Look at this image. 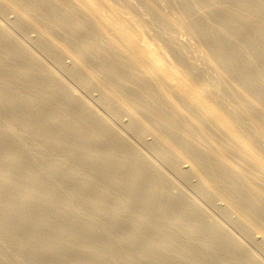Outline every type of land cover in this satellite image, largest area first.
I'll list each match as a JSON object with an SVG mask.
<instances>
[{"label": "bare ground", "instance_id": "bare-ground-1", "mask_svg": "<svg viewBox=\"0 0 264 264\" xmlns=\"http://www.w3.org/2000/svg\"><path fill=\"white\" fill-rule=\"evenodd\" d=\"M132 1L143 7L142 15L149 17L150 25L157 29L187 31L189 38L201 47L196 52L194 47L199 45L192 44V52L200 51L197 59L212 69L214 80L195 79L197 66L195 62L188 64L183 52L174 47L173 35L166 38L162 49L174 58L168 63L176 65L167 64L164 57L157 55L152 45L155 38L151 42L142 37L141 50H133L134 44L129 46L132 41L128 45V38L123 37L130 28L123 15L139 13ZM112 2L109 5L105 0H0V12L12 13L13 25L22 33L34 32L39 50L58 66L64 67L68 58L70 76L87 89L104 92L105 102L112 105L110 115L118 119L126 115L127 129L139 139L152 137V141L147 140L152 154L170 165L175 175L187 182L196 180L204 200H224L226 210L237 216L244 231L256 228L264 236V0ZM138 28L143 32L145 27ZM7 30L0 24V209L7 211L0 215L1 236H8L10 245L21 243L15 237L23 231L21 241L28 244V250L22 255L31 264H40L51 253L58 264L69 256L87 257L84 264L217 261L213 248H219L216 241L222 231L209 227L207 234L199 232L193 238L200 225L188 228L186 220H195L201 213L190 204L186 207L183 198L185 205L177 202L182 205H177L176 212L172 207L176 202L174 196L183 192L174 195V188L164 180L167 175L162 177L160 168L154 167L157 164L148 162L149 157H144L122 133L118 135L106 126L104 116L94 113L90 105L80 100L82 97L71 95L52 69L43 66ZM193 56L191 60L196 58L195 53ZM162 70H168L170 79L176 82L160 79ZM180 76H187L190 82ZM190 83L194 92L188 88ZM186 89L193 94L186 93ZM211 93L226 100L228 110L205 102ZM180 162L188 163L189 168L181 169ZM55 177L60 182H52ZM61 196L75 200L89 197L82 205L98 213L102 222L82 220L80 212L63 218L61 207L53 212L42 210L41 204ZM36 197L43 198L39 206L26 201ZM159 197H166L167 203L158 202ZM170 207L172 216L167 219L164 214ZM12 213L17 214L13 223ZM119 218L132 220L133 228L144 234L142 237L149 236L138 251L125 253L121 246L119 250L117 245L123 241L114 240L112 231L118 229ZM185 221L188 227L183 226ZM152 222L160 227L154 229ZM47 230L54 232L55 237L44 236L42 231ZM171 231L177 232L174 238L168 237ZM225 239L220 243L223 252L235 248L236 240ZM176 242H183L178 250L174 249ZM222 251L218 252L222 255ZM5 253L0 246L1 264H11L9 253ZM230 256L221 263L251 262L246 257L247 261Z\"/></svg>", "mask_w": 264, "mask_h": 264}, {"label": "rangeland", "instance_id": "rangeland-1", "mask_svg": "<svg viewBox=\"0 0 264 264\" xmlns=\"http://www.w3.org/2000/svg\"><path fill=\"white\" fill-rule=\"evenodd\" d=\"M105 3L106 4H109V5H112L113 4V2H112V0H105ZM132 4L135 6V8L139 11V13L137 14V15H132V14H130V16H128L129 14H126V15H123V17H124V19L127 21V19H128V21L130 22H128L129 23V27L130 28H128L129 29V31H128V29L124 32V35H123V37H124V39L125 40H127L126 38H128V40H127V42L129 41V42H131L132 41V43H130V45H129V42H128V45L129 46H133V44H134V46H133V50H137L138 52L141 50L140 49V47L142 46V43L141 42H143L142 40L144 39H142V37H145V38H147V39H149V40H151V42L154 40V38H155V41H153L152 42V45H153V47L156 49V51H157V55L159 56V57H161V58H163L164 60H165V62L167 63V64H174V65H176L175 64V62L174 63H168V61H171V59H172V62L174 61V58H173V56L171 55V53L168 51V52H166L165 50H163L162 49V45L164 46L165 45V42H166V38L169 36V35H173V36H175L174 37V43L176 44H174V47H177V48H179L182 52H183V56L185 57V59H186V61L188 62V64L189 63H192V62H195V65L197 66V68L195 69V77H197V78H195V79H197V80H210V79H212V80H214V78H215V76H214V74H212V69L211 68H207L205 65H203V64H201L200 63V61L197 59L198 58V55L200 54V51H199V53H196V52H198L197 50H199V49H197V48H201L200 47V45L197 43H195V41H193V39H190L191 38V36L189 35V33L187 34L186 32H184V30H182V28H178V29H174V30H164V31H162V30H159V29H157L156 27H154V26H152V25H150V19H149V17H147V16H145L144 17V15H142V10H143V7L141 6V5H139V3H137V5H136V1H132ZM139 5V6H138ZM137 6V7H136ZM141 6V7H140ZM140 8V9H139ZM133 16V18H132V16ZM126 16V17H125ZM137 16V17H136ZM131 17V18H130ZM136 17V18H135ZM147 17V18H146ZM139 18V19H138ZM138 19V20H137ZM13 20H14V15L12 14V13H7V14H3V13H1L0 12V24L2 25V27L3 28H5L7 31H9L12 35H14L15 36V39H16V41H17V43L19 44V45H23L28 51H30L34 56H37L36 58L39 60V62L43 65V66H45V67H48L49 69H52V72L55 74V76L59 79V80H61V81H63L64 83H65V85H67V87H68V91H69V93L71 94V95H73V96H75V97H77V98H81L80 100L81 101H83L84 103H87V105L89 106V107H92L93 108V110H94V113H96V114H98L99 116H101V117H103V119H106V121L105 120H103V122H104V124L106 125V126H108L113 132H115V133H117L118 135L120 134V133H122V135H124L123 137H125L124 139H126V141H129L130 143H131V141H132V144L134 145V147L135 146H137V150L138 149H140V152L142 151V153H143V155H144V157L146 156V157H149V158H147L146 160L148 161V162H150V163H152V161L155 163V165L157 164V166H154V167H157L158 169L160 168V172H161V174H163V176L162 177H164L165 176V174L167 175V176H165L164 178V180H167L169 183H170V185H171V187H173L174 188V192H173V189H171L170 188V191L171 192H173V194L174 195H176V193L177 194H181L182 192V194L179 196H174V199L176 200V202L175 201H173V202H175V203H172V207H174V209L172 208V207H170L169 208V210H168V212H166L165 214H164V216L165 215H171L172 214V212H170V209H171V211H172V209L175 211L176 210V208L178 209L179 207V205L181 204L182 205V203H183V200H184V202H186V207H187V205H188V208H189V204H190V206L192 207H194V209H196L197 211H199V213H201V214H199V216L197 217H195L196 219L194 220V217L191 219V218H189L188 220H186L187 221V223L189 224V227H188V224L186 223V221H185V223L183 224V226L185 225V226H187L188 228H191V226L193 227L194 226V228H198L199 227V225H200V227L198 228V229H196L197 231L196 232H194V236H192L193 238H196L197 236H199L200 234H207L208 233V230L210 231V228L209 227H211V229H219L220 231H222V232H220V236H219V240H218V243H217V241H216V244H218V246L217 247H219V248H217V249H214L213 248V252L215 253V251H217V258L216 259H218L217 261L216 260H212V262H213V264H222L221 262L223 261V262H225V260L226 259H230L229 258V254L231 255V256H233V255H235V256H233L234 258H239V259H243L244 257H246V259H249L251 262H248L249 264H264V236H263V234L259 231V230H257L256 228H254V229H252L251 231H244V229H242V227H240L241 225H239L238 223H239V220H237V216L236 215H234V214H232V213H229L228 212V210H226L227 208V205H226V203H225V201L224 200H222V199H219V198H214L213 200H209V199H205L204 200V195H202L203 193H202V190H201V188H200V186L198 185H196L195 184V181L196 180H194V179H191L189 182H187L181 175H179L178 176V174H176L175 175V171H174V169L170 166V165H165L164 164V162H162V160L161 159H157L156 157L157 156H155L156 154H154V152H153V154H152V149L150 148V146H149V142L150 141H152V137H148V136H146L144 139L146 140V142H145V140L143 139V140H141V139H139L138 137H137V135H136V133L135 132H132V131H130L129 129H127V126H128V123H126V122H128V120H129V118L127 119V117H126V115H123V116H121L119 119H120V121H118L119 119L118 118H115L114 116H111L112 114H111V111L112 110H110V109H112L111 108V104L110 105H108V102L106 101L105 102V97H107L106 96V94L104 93V92H100V90H94V89H87V88H85V87H83L81 84H78V81L76 80V79H74L72 76H70V74H69V72H68V65L70 66V64L71 63H69L68 64V62H70V60L68 59V58H66L65 59V65H64V67H61V66H58L55 62H54V60H52L51 58H49L47 55H45L44 54V52L43 51H41V50H39L40 48L38 47V45H36L37 44V42H36V34L34 33V32H29V34L27 35V34H25V33H22V31H20V30H18L17 28H15V26L13 25ZM137 20V21H136ZM142 21V22H140V21ZM140 22V23H139ZM137 23H139V24H137ZM142 23V25H140ZM143 23H145V24H143ZM140 26H142V27H145L143 30V32L142 31H139V28L138 27H140ZM138 28V29H137ZM156 30H158V31H156ZM130 31H131V33H130ZM148 31V32H147ZM129 32V33H128ZM142 32V33H141ZM32 33H34V34H32ZM128 33V34H127ZM141 33V34H140ZM153 33H154V35H153ZM155 33H157V35H159V38H158V36H156V34ZM32 34V35H31ZM127 34V35H126ZM30 35V36H29ZM129 35V36H128ZM142 35V36H141ZM145 35V36H144ZM32 36H34V37H32ZM131 36V37H130ZM151 36V37H150ZM153 36V37H152ZM156 36V37H155ZM33 39H32V38ZM130 37V38H129ZM190 37V38H189ZM35 38V39H34ZM131 38H133V39H131ZM153 38V39H152ZM158 38V39H157ZM156 39H157V41H156ZM131 40V41H130ZM163 40V41H162ZM192 42V43H191ZM194 42V43H193ZM35 43V44H34ZM154 43H157L158 45H156V44H154ZM159 43H161V45L159 44ZM194 45V44H196V45H199V47H197L196 45H194V46H196V47H194V48H196V52H192V48L193 47H191V45ZM135 45H137V46H135ZM141 45V46H140ZM181 45V46H180ZM192 45V46H193ZM160 46V47H159ZM180 46V47H179ZM182 46H183V48H185V49H182ZM28 47V48H27ZM135 47V48H134ZM159 48H161V49H159ZM160 50H162V52L160 51ZM201 50V49H200ZM136 51V52H137ZM185 51V52H184ZM193 51H195V49H193ZM163 53V54H162ZM164 53H166L165 54V56H163L164 55ZM169 53H170V55H169ZM193 53H195V56H196V58H192V60H191V57H194L193 56ZM161 54V55H160ZM188 55H189V57H188ZM170 56V57H169ZM187 56V57H186ZM165 57H167V58H165ZM172 57V58H171ZM170 58V60H168ZM190 58V59H189ZM167 59V60H166ZM67 60V61H66ZM191 60V61H190ZM200 63V65L198 64V62ZM55 64H54V63ZM192 64H194V63H192ZM56 65H57V67H56ZM67 66V67H66ZM173 66V65H172ZM60 67V68H59ZM199 67V68H198ZM63 70V71H62ZM161 73V74H160ZM159 74L161 75H158V77L161 79V77H163V79L162 80H165V81H167V82H169V80H170V82H173L174 80H172V79H170V78H172V76H170V72L168 73V70L166 71V70H162V71H160L159 72ZM169 74V75H168ZM197 75V76H196ZM212 75V77H210ZM70 76V77H69ZM169 76V77H168ZM61 79H60V78ZM167 77V78H166ZM181 77V79L183 80V81H185V78H187L188 80L186 81V82H188L189 81V78L187 77V76H180ZM185 77V78H184ZM165 78V79H164ZM203 78V79H202ZM72 79H74V80H72ZM167 79H169V80H167ZM172 80V81H171ZM212 80H210V81H212ZM66 81V82H65ZM174 82H176V81H174ZM190 82V81H189ZM188 82V83H189ZM193 83V82H192ZM193 84H195V82L193 83ZM69 85V86H68ZM82 86V87H81ZM70 87V88H69ZM192 87V88H191ZM188 88H190L191 89V91H193L194 90V87H193V85L190 83V85H189V87ZM190 89H186V93H190L191 91H190ZM86 92H85V91ZM187 90H189V91H187ZM94 91H95V94H94ZM98 91V92H97ZM194 92V91H193ZM193 92H191L192 94H193ZM75 93V94H74ZM77 94V95H76ZM95 95V96H94ZM86 101V102H85ZM205 102H207V103H212L213 105H216V106H218L220 109L222 108L223 110L224 109H227L228 110V107H229V105H227V101L226 100H223V99H219V98H217L214 94H210L209 96H208V98H206L205 99ZM106 104V105H105ZM92 105V106H91ZM103 105V106H102ZM108 108H107V107ZM92 108H91V110H92ZM107 109H109V110H107ZM221 109V110H222ZM92 110V111H93ZM97 111V112H96ZM109 111H110V113H109ZM111 114V115H110ZM114 118V119H113ZM118 119V120H117ZM124 119V120H123ZM127 119V120H126ZM108 123L110 124V125H108ZM112 123V124H111ZM124 123V124H123ZM126 124H127V126H126ZM126 126V127H125ZM112 127V128H111ZM116 129V131H120L119 133L118 132H116V131H114ZM130 132H132L133 133V135H134V133H135V135H136V137H135V135L133 136L132 135V133H130ZM129 138V139H128ZM140 140V141H139ZM147 140H150L149 142L147 141ZM256 141V140H255ZM258 142V141H257ZM256 142V143H257ZM136 145H135V144ZM145 144V145H144ZM151 151H149V150ZM139 151V150H138ZM149 160H152V161H149ZM166 163V162H165ZM183 163V164H182ZM152 165H154V164H152ZM183 165V166H182ZM169 166V167H168ZM179 166H180V168L181 169H183L184 170V168H185V170L186 169H188L189 168V164L188 163H186V162H180L179 163ZM186 166H187V168H186ZM170 167H171V169H170ZM184 167V168H183ZM170 169V170H169ZM84 170H86L87 171V168H84L83 169V171H82V173L83 174H85V173H87L86 171H84ZM162 170H163V172H162ZM173 170V171H172ZM85 172V173H84ZM174 172V173H173ZM165 173V174H164ZM170 179H172V180H170ZM170 180V181H169ZM194 182V184H193V182ZM52 182H54V183H56V182H60V178H54V180L52 181ZM172 182V183H171ZM184 182H186V183H184ZM174 183H176L175 185H174ZM188 183V184H187ZM191 183V184H190ZM198 183V182H197ZM173 184V185H172ZM182 186H181V185ZM193 184V185H192ZM175 186H179V187H175ZM188 186V187H187ZM197 186V187H196ZM29 188H31V186H29ZM177 188H179V189H177ZM180 188L182 189L181 191H179L180 190ZM197 188H199V189H197ZM184 189V190H183ZM199 191V192H198ZM172 194V195H173ZM185 194V195H184ZM187 196V197H186ZM196 196V197H195ZM178 197H180L179 199H178ZM195 197V198H194ZM201 197V198H200ZM82 198V199H81ZM80 199H76L75 200V198H72V197H69V196H61V197H55V198H52V200H49V202H47V204H44V205H42L41 204V207H42V210L43 211H45V212H48V211H50L51 210V212H53V211H55V210H60V207H61V210H60V212L61 211H63V212H61V216L63 217V218H70V217H72V216H75V215H77L79 212V215H81V218H82V220H88V219H95L96 221H99V222H102V221H100V220H102L100 217H98L97 216V214L98 213H96L95 211H93L90 207H87V206H85L84 207V204L82 205V203H84V200H89L90 198L89 197H87V196H85L84 198L83 197H81ZM86 198H89V199H86ZM182 198H183V200H182ZM35 199V200H34ZM55 199V200H54ZM119 199V198H118ZM162 198L161 197H159L157 200H158V202H163V204H165V203H167V202H165V200H167L166 199V197H164L162 200H161ZM173 199V200H174ZM200 199V200H199ZM217 199H219V200H217ZM54 200V201H53ZM57 200V201H56ZM161 200V201H160ZM195 202V204H194V202ZM30 205H40V203H42V202H44L43 201V198H41V197H36V198H30V199H27L26 200ZM81 201H83V202H81ZM179 201H182V203L180 202V203H177V202H179ZM199 201V202H198ZM205 201V202H204ZM39 202V203H38ZM55 202V203H54ZM165 202V203H164ZM215 202V203H214ZM188 203V204H187ZM197 203V204H196ZM200 203V204H199ZM61 204V205H60ZM81 204V205H80ZM162 204V203H161ZM184 204V203H183ZM218 204V205H217ZM57 205V206H56ZM175 205V206H174ZM178 205V206H177ZM180 205V206H181ZM185 205V204H184ZM199 205H200V207H199ZM226 205V206H225ZM78 206V207H77ZM201 206H202V208H201ZM57 207V208H56ZM190 207V208H191ZM192 207V208H193ZM77 208V209H76ZM200 208H201V210H200ZM225 208V209H224ZM79 209H80V211H79ZM89 209V210H88ZM205 209L207 210V211H205ZM223 209V210H222ZM203 210V211H202ZM220 210V211H219ZM77 211V212H76ZM173 211V212H174ZM177 211V210H176ZM175 211V212H176ZM205 211V212H204ZM214 211V212H213ZM225 211V215H224V212ZM88 212V213H87ZM208 212V213H207ZM6 213H7V211L6 210H4V208H1L0 209V215L1 216H4V215H6ZM64 213H65V216H64ZM69 213V214H68ZM77 213V214H76ZM91 213V214H90ZM93 213H96V214H93ZM209 213H210V216H209ZM222 213V214H221ZM226 213H228V214H226ZM12 214L14 215V216H12ZM11 214V220H10V222H15L16 220H17V214H15V213H12ZM63 214V215H62ZM125 214V213H124ZM142 214V213H141ZM174 214V213H173ZM204 214V215H203ZM206 214V215H205ZM208 214V215H207ZM66 215L68 216V217H66ZM201 215V216H200ZM232 215H233V217L235 218V219H232ZM0 216V217H1ZM95 216V217H94ZM123 216V215H122ZM139 216H144V215H139ZM163 216V217H164ZM172 216V215H171ZM171 216H168V218L167 219H169V217H171ZM164 217V220L166 219ZM203 218V219H201L200 220V218ZM206 217V218H205ZM221 217V218H220ZM224 218V219H223ZM120 219V222H121V220H122V225H121V223L120 222H118L119 223V227H118V229H115V230H112V231H114L113 232V237H114V240H116V239H118L119 241H123V243H120L119 245H117V246H119V250H122L123 248L122 247H124V250H125V253H128V252H131V251H134L135 249H137V251L139 250L138 248L141 246L142 247V245L146 242V238L148 237V239H150L149 238V236H147V235H145V236H143V237H145V238H143L142 237V235H144V234H141V232H139V229H134L133 228V226H132V220H127V219H124V218H119ZM150 219L153 221V220H156L155 218L153 219V217L151 218L150 217ZM199 219V220H198ZM222 219V220H221ZM13 220V221H12ZM204 222H203V221ZM113 221V220H112ZM116 221V220H115ZM119 221V220H118ZM191 221V222H190ZM227 221V222H226ZM106 224H109V223H107V221H104ZM103 222V223H104ZM193 222V223H192ZM197 222H199V224H198V226H197ZM212 222V223H211ZM215 222V223H214ZM235 222V223H234ZM123 223H124V227H123ZM223 223V224H222ZM230 223V224H229ZM205 224V225H204ZM152 227H154V229H158L159 227H160V225H158V224H155L154 222H152V224H150ZM191 225V226H190ZM196 225V226H195ZM224 226V227H223ZM157 227V228H156ZM120 228V229H119ZM229 228H232V229H229ZM126 229V230H125ZM208 229V230H207ZM215 229V230H216ZM133 230V231H132ZM138 230V231H137ZM206 230V231H205ZM219 230H217L218 232H219ZM225 230V231H224ZM51 230H47V231H42V233L44 232V236H46V237H48V238H50V239H52V238H54L55 237V234H54V232H50ZM122 231H124V232H122ZM134 231H137L136 233L134 232ZM204 231V232H203ZM49 232V233H48ZM199 232H200V234H199ZM228 232V233H227ZM246 232H247V234H246ZM116 233V234H115ZM119 235H118V234ZM123 233H125L124 234V236H122L123 235ZM175 233V234H174ZM177 232H174V231H171V233L169 232L168 234H170V235H168V237H172V238H174L177 234H176ZM260 233V234H259ZM135 234V235H134ZM167 234V233H166ZM165 234V235H166ZM203 234V235H204ZM252 234V235H251ZM15 235V234H14ZM130 235V236H129ZM196 235V236H195ZM203 235H201V236H203ZM225 235V236H224ZM0 236H1V234H0ZM174 236V237H173ZM221 236H222V238H221ZM239 236H243V237H239ZM118 237H121V238H118ZM3 238V239H2ZM7 238H9L8 236H4V237H0V246L2 247V249H4V252H6L5 254L6 255H8V253H9V255H8V258L10 259L11 258V260H12V262H11V264H31V262H29V259H28V257L26 256V258H24L25 256V254H26V252H27V248L26 247H28V244H24L21 240H23L24 239V233H23V231H21V233L19 232L18 234H16V237H15V239L17 238V240H19L21 243H15V244H11L10 245V240L9 239H7ZM133 238V239H132ZM193 238H189L190 239V241L189 242H192L194 239ZM225 238H227V239H229V240H232V241H234V240H236V241H234L233 242V244H234V247L236 248L237 247V249H235V248H231V249H228L227 248V250H224V252L221 250V244H223L224 243V241H226V239ZM130 239H132V240H130ZM191 239H193L192 241H191ZM252 239V240H251ZM257 239V240H256ZM9 240V241H8ZM136 240H138V241H136ZM140 240V241H139ZM224 240V241H223ZM117 241V240H116ZM130 241V242H129ZM220 241V242H219ZM139 242V243H138ZM208 242V241H207ZM209 242H212V241H209ZM208 242V243H209ZM236 242V243H235ZM247 242V243H246ZM262 242V243H261ZM6 243V244H5ZM119 243V242H118ZM134 243V244H133ZM179 243V244H178ZM181 243H183V242H176L175 243V245H174V249H176V250H178V249H180L181 247ZM221 243V244H220ZM239 243V244H238ZM122 244V245H121ZM132 244V245H131ZM177 244V245H176ZM5 245V246H4ZM135 245V246H134ZM140 245V246H139ZM179 245V246H178ZM120 246H121V248H120ZM8 247V248H7ZM129 247V248H128ZM247 248V249H246ZM257 249V250H256ZM7 250V251H6ZM228 250H229V252H228ZM235 252H234V251ZM127 251V252H126ZM136 251V250H135ZM218 251H222L223 252V254L225 255V256H222L221 255V252L219 253ZM247 251V252H246ZM226 252V253H225ZM232 252H234V253H232ZM238 252V253H237ZM22 253L24 254V255H22ZM248 254H250V255H248ZM227 255V256H226ZM218 256H219V258H218ZM221 256V257H220ZM230 256V257H231ZM21 257H23V258H21ZM21 258V259H20ZM76 257H73V256H69L68 257V259H64V261H63V263L62 264H84L85 263V261H86V259H87V257L85 258V256L83 257H79V258H76ZM245 259V258H244ZM245 259V260H246ZM68 260H69V262H68ZM221 260V261H220ZM54 261H56V259H55V254H53V253H51V254H48L46 257H44L43 259H42V261H41V263L40 264H58L57 262H54ZM80 261V262H79ZM247 261V260H246ZM2 263V258H0V264ZM150 262H148V264H149ZM234 264V263H233Z\"/></svg>", "mask_w": 264, "mask_h": 264}]
</instances>
